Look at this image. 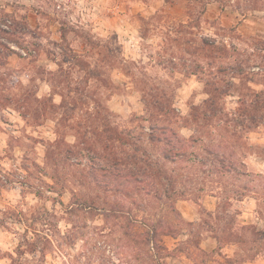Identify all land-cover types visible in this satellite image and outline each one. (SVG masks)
I'll return each instance as SVG.
<instances>
[{
	"label": "rangeland",
	"instance_id": "obj_1",
	"mask_svg": "<svg viewBox=\"0 0 264 264\" xmlns=\"http://www.w3.org/2000/svg\"><path fill=\"white\" fill-rule=\"evenodd\" d=\"M156 96L198 158L130 197L95 182L160 157ZM170 187L194 226L165 264H264V0H0V264H145L122 225Z\"/></svg>",
	"mask_w": 264,
	"mask_h": 264
},
{
	"label": "trees",
	"instance_id": "obj_2",
	"mask_svg": "<svg viewBox=\"0 0 264 264\" xmlns=\"http://www.w3.org/2000/svg\"><path fill=\"white\" fill-rule=\"evenodd\" d=\"M16 42L17 44L19 43L18 41ZM158 97L159 96H156L157 99L152 100V104L148 101L146 104L148 107H152L151 110L148 109L150 111L148 120L152 122L149 139L155 142H162L164 146L159 157L160 159H152L148 152L143 151L141 153L136 148L133 151L124 152L121 157L114 153L111 158L106 161L105 168H99L103 172L93 174V180L95 182L104 185L107 189L110 188L109 190H112L111 188H120L124 190L125 196L129 195L128 197H130L133 192H141V189L145 190L146 187H144V184L149 185L151 182H154V180L161 183L160 180L165 179L169 186H172L174 181L171 175L168 174L166 169L167 165L177 162L188 164L193 161L192 156L198 158L192 147L193 144L199 142V139L182 138L177 133L175 130L177 114L174 108H170L163 104L160 100L161 98L158 100ZM211 100L213 99L207 102ZM107 134L109 136L112 135L111 133ZM111 138H113V136H111ZM116 138L120 140L121 137L116 136ZM124 143L132 144L133 141L125 140ZM223 171H231V166H226L223 168ZM173 189L174 188L170 187L165 191L166 193H157L160 203H162V205L165 203L166 205L162 210L164 212H156L154 215L145 214L142 218H138L134 215L132 218L129 216L128 222L122 225L124 227L125 237L130 235V231L135 233L132 240L135 245L143 251L142 253L145 254L140 257L145 264H152L151 261L153 260L155 264L167 263V258L170 257L172 253L167 247L162 245V237L165 235H176V231L179 229L177 226L178 223H180V226H194L192 221H186L183 218L175 206L176 200L174 199V193L177 195L179 193L174 192ZM133 203L136 205L134 208L137 212H142V208L138 204V201L135 200ZM132 211V209L128 211L126 204L123 208H119L118 210L114 208L111 209L112 215L117 219L123 216L126 217L124 214H130ZM121 213L123 215H120ZM196 245L199 246V241ZM29 247H31V252H35L39 246L33 241L29 243ZM43 248L45 247H41L42 250Z\"/></svg>",
	"mask_w": 264,
	"mask_h": 264
},
{
	"label": "built area",
	"instance_id": "obj_3",
	"mask_svg": "<svg viewBox=\"0 0 264 264\" xmlns=\"http://www.w3.org/2000/svg\"><path fill=\"white\" fill-rule=\"evenodd\" d=\"M7 24H6V26H8L11 22H10V20H7V22H6ZM22 52H23V54H27L24 50H22Z\"/></svg>",
	"mask_w": 264,
	"mask_h": 264
}]
</instances>
